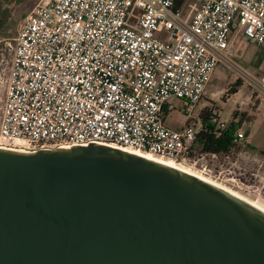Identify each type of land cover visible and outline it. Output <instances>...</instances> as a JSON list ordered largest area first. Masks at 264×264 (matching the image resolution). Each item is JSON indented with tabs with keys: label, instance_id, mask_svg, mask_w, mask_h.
Segmentation results:
<instances>
[{
	"label": "built area",
	"instance_id": "built-area-1",
	"mask_svg": "<svg viewBox=\"0 0 264 264\" xmlns=\"http://www.w3.org/2000/svg\"><path fill=\"white\" fill-rule=\"evenodd\" d=\"M240 33L264 48V0H40L18 26L0 148L108 146L218 182L220 156L197 136L229 125L220 109L196 111L216 68L238 69ZM172 100L185 109L179 129L166 122Z\"/></svg>",
	"mask_w": 264,
	"mask_h": 264
},
{
	"label": "water",
	"instance_id": "water-1",
	"mask_svg": "<svg viewBox=\"0 0 264 264\" xmlns=\"http://www.w3.org/2000/svg\"><path fill=\"white\" fill-rule=\"evenodd\" d=\"M0 264H264V213L116 148H0Z\"/></svg>",
	"mask_w": 264,
	"mask_h": 264
},
{
	"label": "rangeland",
	"instance_id": "rangeland-1",
	"mask_svg": "<svg viewBox=\"0 0 264 264\" xmlns=\"http://www.w3.org/2000/svg\"><path fill=\"white\" fill-rule=\"evenodd\" d=\"M39 1L0 0V117L19 23L33 11ZM256 47L249 43L246 48L247 52L255 53L252 62L243 65L233 59L237 70L223 65L217 67L215 81L208 86L201 107L222 110L223 119L228 125L233 121L241 123L240 132L246 134V140L242 141L239 149L211 163L217 170L224 172L217 183L264 209V154L261 153V149L264 150V75L256 72L259 55ZM239 79L243 83L242 91L233 97L228 91ZM171 102L176 110L167 115L166 122L170 127L179 129L185 123V109L182 102ZM248 132L253 133V139H248Z\"/></svg>",
	"mask_w": 264,
	"mask_h": 264
},
{
	"label": "trees",
	"instance_id": "trees-1",
	"mask_svg": "<svg viewBox=\"0 0 264 264\" xmlns=\"http://www.w3.org/2000/svg\"><path fill=\"white\" fill-rule=\"evenodd\" d=\"M242 86V81L240 79L237 80L229 89V95L237 94L239 88H241ZM211 111L212 108L207 107L204 113L206 116L209 117ZM240 126L241 123H232L226 130L222 131L219 135L213 133L212 126L207 131H202L197 136V145L203 153L218 154L219 156L229 155L233 151L239 149L241 146V143H236L234 141L236 133ZM248 145L250 146V144ZM261 153L264 154V150L261 149Z\"/></svg>",
	"mask_w": 264,
	"mask_h": 264
},
{
	"label": "crops",
	"instance_id": "crops-1",
	"mask_svg": "<svg viewBox=\"0 0 264 264\" xmlns=\"http://www.w3.org/2000/svg\"><path fill=\"white\" fill-rule=\"evenodd\" d=\"M231 39L234 43V57L233 59H236L237 61H239L240 63H242L243 65L246 64V62H252V60L255 58V53L254 52H247L246 51V48H247V45H249V41L245 38V36L243 35V33H240V35L236 36L235 34H232L231 36ZM251 44V43H250ZM259 51V55L257 57V66H258V69L256 70V72H258L257 74L258 75H264V48L263 47H256ZM255 49V48H254ZM256 50V49H255ZM257 51V50H256ZM217 69V68H216ZM215 74H216V70L215 72L213 73L212 75V78H211V81L210 83L208 84V86H210V84H212L215 80ZM207 86V88H208ZM207 90V89H206ZM241 88H239L238 90V93L237 94H234V96H238L240 93H241ZM228 102H226V104H228ZM203 106V104H201L199 106V110H202V109H206L207 107L204 106V107H201ZM201 107V109H200ZM167 119V117H166ZM232 123H237V121H233L231 123H229V126L232 124ZM238 131H242V129L238 128ZM248 139H250L252 137L253 139V133L252 132H248Z\"/></svg>",
	"mask_w": 264,
	"mask_h": 264
},
{
	"label": "bare ground",
	"instance_id": "bare-ground-1",
	"mask_svg": "<svg viewBox=\"0 0 264 264\" xmlns=\"http://www.w3.org/2000/svg\"><path fill=\"white\" fill-rule=\"evenodd\" d=\"M121 150H122V149H121ZM132 153H133V152H132ZM133 154L138 155V156H141V157H144V158H147V159H150V160L155 161V162H158V163H160V164H163V165H166V166H169V167H172V168L178 169V170H180V171H182V172H185V173H187V174H189V175L199 177L200 179H202V180H204V181H206V182H208V183H210V184H212V185H214V186L220 188L221 190L225 191V192L228 193L229 195H231V196H233V197H235V198H237V199H239V200H241V201H243V202L249 204L250 206H252V207L258 209L259 211H261L262 213H264V209H262V208L259 207L258 205H256V204H254V203H252V202H250V201H248V200L242 198V197L239 196L238 194L232 192V191L229 190L228 188L222 186L221 184H219V183H217V182H215V181H212V180L206 179V178H204V177H201V176H198V175L193 174V173H192L191 171H189L188 169H186V168H182V167L178 166L176 163H174V162L171 161V160H166V159H163V158H160V157H157V156L151 155V154H141V153H133Z\"/></svg>",
	"mask_w": 264,
	"mask_h": 264
}]
</instances>
